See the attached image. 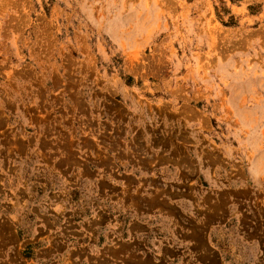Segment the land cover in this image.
I'll list each match as a JSON object with an SVG mask.
<instances>
[{
  "label": "rangeland",
  "instance_id": "rangeland-1",
  "mask_svg": "<svg viewBox=\"0 0 264 264\" xmlns=\"http://www.w3.org/2000/svg\"><path fill=\"white\" fill-rule=\"evenodd\" d=\"M0 264H264V0H0Z\"/></svg>",
  "mask_w": 264,
  "mask_h": 264
}]
</instances>
